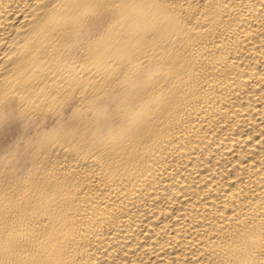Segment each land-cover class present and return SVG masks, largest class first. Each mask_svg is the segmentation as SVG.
<instances>
[{
	"label": "bare ground",
	"instance_id": "bare-ground-1",
	"mask_svg": "<svg viewBox=\"0 0 264 264\" xmlns=\"http://www.w3.org/2000/svg\"><path fill=\"white\" fill-rule=\"evenodd\" d=\"M0 264H264V0H0Z\"/></svg>",
	"mask_w": 264,
	"mask_h": 264
}]
</instances>
